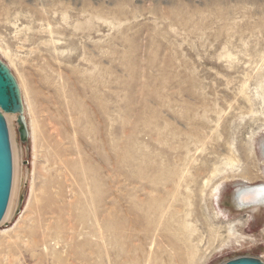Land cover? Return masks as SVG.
Returning <instances> with one entry per match:
<instances>
[{
    "label": "rangeland",
    "instance_id": "rangeland-1",
    "mask_svg": "<svg viewBox=\"0 0 264 264\" xmlns=\"http://www.w3.org/2000/svg\"><path fill=\"white\" fill-rule=\"evenodd\" d=\"M0 58L28 132L4 114L0 264L264 261L232 198L262 180L264 0H0Z\"/></svg>",
    "mask_w": 264,
    "mask_h": 264
},
{
    "label": "water",
    "instance_id": "water-1",
    "mask_svg": "<svg viewBox=\"0 0 264 264\" xmlns=\"http://www.w3.org/2000/svg\"><path fill=\"white\" fill-rule=\"evenodd\" d=\"M4 114L17 115L16 121L20 126V137L26 138L28 132L22 115L23 104L19 86L9 66L0 58V222L6 212L12 179L11 147ZM260 185L262 184L257 183L241 187V189L235 188L232 194L234 206L237 209L249 208L252 204L243 198L252 190L259 188ZM223 264H264V261L251 256H240Z\"/></svg>",
    "mask_w": 264,
    "mask_h": 264
},
{
    "label": "bare ground",
    "instance_id": "bare-ground-1",
    "mask_svg": "<svg viewBox=\"0 0 264 264\" xmlns=\"http://www.w3.org/2000/svg\"><path fill=\"white\" fill-rule=\"evenodd\" d=\"M9 65V64H8ZM29 109V108H28ZM14 115V114H13ZM6 116V115H5ZM9 116H10V114H9ZM11 116H12V114H11ZM7 117V116H6ZM8 118V117H7ZM33 123V122H32ZM33 126H34V124H33ZM32 130H34V129H32ZM35 135V134H34ZM258 142H257V146H258V151H259V153L260 154H258V155H260L261 157L260 158H262V161H261V173H262V180H261V182H260V184H262V185H260V187L259 188H256V189H254V190H252L249 194H247L246 196H244V198L243 199H245V201H247L248 203H250V204H252L251 206H249V207H251L250 209V213L251 214H253L252 212L253 211H255V210H257V208H259V206H263L264 205V138H260L259 140H257ZM247 186V185H246ZM224 185H222V186H218V187H216V189L214 188V190H213V201H214V203L216 204V209H217V207L218 208H220V206H219V199H220V196H221V194H222V191H223V189H224ZM243 187H245V186H243ZM236 189H237V187H236ZM238 189H241V187L240 188H238ZM12 192V191H11ZM12 197V196H11ZM241 197V196H240ZM242 198H240V200H242ZM10 204V203H9ZM237 206V205H236ZM9 207H10V205L7 207V210H6V212H5V214H4V216H3V219L1 220V222H3L6 218H7V215H8V210H9ZM238 207V206H237ZM218 210V209H217ZM229 211L230 210H225V209H220L219 210V212L221 213V214H223V215H226V214H230L229 213ZM227 216V215H226ZM190 237V236H189ZM203 238H204V236H203ZM207 238V237H206ZM206 238H204V239H206ZM203 239V240H204ZM194 240V239H193ZM207 240L208 239H206V242H207ZM186 241H188V240H186ZM195 241H198L197 239L195 240ZM195 241H194V243H195ZM200 241V240H199ZM185 242V241H184ZM188 242H190V240L188 241ZM208 242L210 243V240H208ZM186 243V242H185ZM197 243V242H196ZM199 243V242H198ZM208 243V244H209ZM187 244H190V243H187ZM202 244V243H201ZM206 245V244H205ZM190 246V245H189ZM189 246H186V247H189ZM194 246V245H193ZM197 246H199V245H197ZM196 246V247H197ZM197 248H199V247H197ZM196 249V248H195ZM189 250V249H188ZM190 250H191V248H190ZM188 251L189 252V254H190V252L191 251H193L194 252V250H191V251ZM198 250V249H197ZM196 250V251H197ZM192 252V253H193ZM189 254H188V256H189ZM195 254H197V253H195ZM195 256V255H194ZM190 257V256H189ZM191 257L193 258V256H192V254H191ZM191 258V259H192ZM195 258V257H194ZM190 259V258H189ZM163 261L164 262H167L166 261V259L165 258H163ZM187 262H189V260L187 261ZM155 264V263H154Z\"/></svg>",
    "mask_w": 264,
    "mask_h": 264
}]
</instances>
